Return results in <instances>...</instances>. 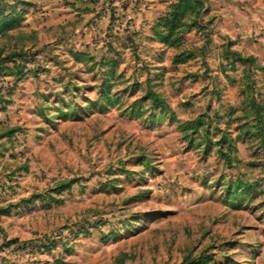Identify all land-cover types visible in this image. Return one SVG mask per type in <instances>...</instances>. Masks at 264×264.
Segmentation results:
<instances>
[{"label":"rangeland","instance_id":"rangeland-1","mask_svg":"<svg viewBox=\"0 0 264 264\" xmlns=\"http://www.w3.org/2000/svg\"><path fill=\"white\" fill-rule=\"evenodd\" d=\"M0 264H264V0H0Z\"/></svg>","mask_w":264,"mask_h":264},{"label":"trees","instance_id":"trees-1","mask_svg":"<svg viewBox=\"0 0 264 264\" xmlns=\"http://www.w3.org/2000/svg\"><path fill=\"white\" fill-rule=\"evenodd\" d=\"M154 101L157 102V104H158V102H160V99H158L157 101H156V99H155ZM160 105H162V104H160Z\"/></svg>","mask_w":264,"mask_h":264},{"label":"crops","instance_id":"crops-1","mask_svg":"<svg viewBox=\"0 0 264 264\" xmlns=\"http://www.w3.org/2000/svg\"><path fill=\"white\" fill-rule=\"evenodd\" d=\"M132 1H134V0H130V2H132Z\"/></svg>","mask_w":264,"mask_h":264}]
</instances>
